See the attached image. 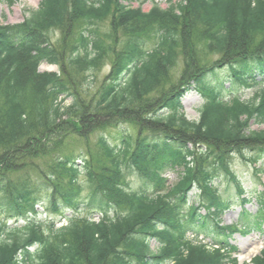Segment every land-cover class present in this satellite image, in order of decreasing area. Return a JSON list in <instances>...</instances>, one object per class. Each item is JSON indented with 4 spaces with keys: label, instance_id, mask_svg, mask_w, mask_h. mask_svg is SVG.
Instances as JSON below:
<instances>
[{
    "label": "trees",
    "instance_id": "trees-1",
    "mask_svg": "<svg viewBox=\"0 0 264 264\" xmlns=\"http://www.w3.org/2000/svg\"><path fill=\"white\" fill-rule=\"evenodd\" d=\"M124 1L41 0L22 23L0 25V264H238V224L222 225L231 205L215 186L220 173L236 186L242 221H253L244 206L255 199V227L264 226V189L247 195L230 171L235 156L264 157V128L250 129L264 127V0H179L148 12ZM111 57L91 91L87 73ZM43 63L58 72H39ZM192 89L204 100L197 121L183 112ZM123 123L135 132L120 136L121 150L103 137L81 166L63 157L35 182L10 178L70 137ZM167 169L182 170L174 185ZM41 193L75 215L59 228L11 229L8 221L36 214ZM251 264H264V247Z\"/></svg>",
    "mask_w": 264,
    "mask_h": 264
},
{
    "label": "rangeland",
    "instance_id": "rangeland-1",
    "mask_svg": "<svg viewBox=\"0 0 264 264\" xmlns=\"http://www.w3.org/2000/svg\"><path fill=\"white\" fill-rule=\"evenodd\" d=\"M179 0H125L123 2L124 6L128 8H141L143 12H148L151 10L153 5H158L162 9L168 7L169 2L177 3ZM41 0H0V25H17L23 22V19L39 7ZM98 30L101 33L108 32L107 22L98 24ZM51 42L59 49L63 47L62 35L58 30H53L50 33ZM68 48H66L67 50ZM112 57L106 60L103 66L96 70L87 73V83L90 86V90H96L102 81L108 76L111 69ZM177 69L172 74L171 82L176 81V76L182 67V62L179 60L177 63ZM38 71L43 72H58L57 66L41 64ZM83 91L89 94L87 87L82 86ZM258 88L251 89L245 92L244 99H249L252 94ZM82 95V98L86 99L88 95ZM203 98L196 93L194 89L189 90V92L182 98L183 112L190 121H197L199 118V111L203 105ZM67 104L70 100L66 101ZM263 126H258L251 123V130L258 131L262 130ZM135 128L129 124H117L108 128L96 130L87 139H80L76 137H70L64 142L62 147L54 152H51L42 157H36L32 159V165L28 166L26 171H20L10 174L12 180H22L25 176L29 177V182L37 181L40 172H48L50 166H52L57 159L63 157H71L75 160L78 166H81L82 159H88L91 155L95 157V152L97 151V141L100 138H106L108 142L117 147L118 150L122 149V143L120 142V136H126L133 134ZM255 163L251 164L249 161L243 159L241 156H235L232 159L230 165L231 173L240 182L247 195H252L258 192H263L264 185V157H257ZM255 170H260V173H256ZM182 173L181 169H167L164 171V176L168 180V184L174 185L180 178ZM127 182L131 184V187H135L136 179L135 176L127 178ZM17 184V181H13ZM79 186L81 187L80 199L86 198L87 196V182L84 177H79ZM217 191L220 196L230 202V209L225 212L222 217V225L230 226L231 224H238L239 232H236L231 236L230 244L235 247V252L233 257L237 259L238 264H251V260L259 255L260 251L264 247V226L261 225L259 228L255 227V218L253 214L257 210V205L255 199H251V203L244 206L247 212L250 214V220L253 221L244 223L241 219V203L237 196L236 186L231 181V178L225 176L224 173L219 174L218 180L215 182ZM38 203L36 205V214L30 217L28 220H10L8 221V226L13 228H22L26 224L35 221L41 223L43 226L55 223V227L59 228L66 224L67 218L75 215L69 208L63 206L60 202L58 203L59 210L56 212L55 208L51 204L50 200L47 198V193H41L38 196ZM195 201L194 197L190 198V203ZM81 217L87 216L88 211H81ZM97 215H93L94 219H97ZM249 217V216H248ZM1 220V219H0ZM246 229H245V228ZM247 230V233L244 231ZM203 241V238H199ZM204 243H209L210 240H204ZM155 243L151 242V246L154 247Z\"/></svg>",
    "mask_w": 264,
    "mask_h": 264
},
{
    "label": "bare ground",
    "instance_id": "bare-ground-1",
    "mask_svg": "<svg viewBox=\"0 0 264 264\" xmlns=\"http://www.w3.org/2000/svg\"><path fill=\"white\" fill-rule=\"evenodd\" d=\"M231 163H232V162H231ZM93 219H94V218H93ZM98 219H99V218L97 217V219H94V220H95V221H98Z\"/></svg>",
    "mask_w": 264,
    "mask_h": 264
}]
</instances>
